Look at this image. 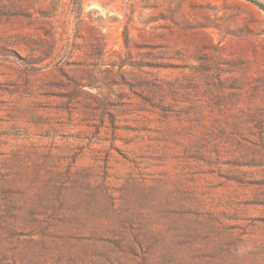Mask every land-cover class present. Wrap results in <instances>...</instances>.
<instances>
[{
    "label": "rangeland",
    "instance_id": "obj_1",
    "mask_svg": "<svg viewBox=\"0 0 264 264\" xmlns=\"http://www.w3.org/2000/svg\"><path fill=\"white\" fill-rule=\"evenodd\" d=\"M0 264H264V10L0 0Z\"/></svg>",
    "mask_w": 264,
    "mask_h": 264
},
{
    "label": "trees",
    "instance_id": "obj_2",
    "mask_svg": "<svg viewBox=\"0 0 264 264\" xmlns=\"http://www.w3.org/2000/svg\"><path fill=\"white\" fill-rule=\"evenodd\" d=\"M248 1H250V2H252V3H254V4H256V5L259 6L262 10H264V7H261V5H259L256 1H254V0H248Z\"/></svg>",
    "mask_w": 264,
    "mask_h": 264
},
{
    "label": "water",
    "instance_id": "obj_3",
    "mask_svg": "<svg viewBox=\"0 0 264 264\" xmlns=\"http://www.w3.org/2000/svg\"><path fill=\"white\" fill-rule=\"evenodd\" d=\"M255 1V0H254Z\"/></svg>",
    "mask_w": 264,
    "mask_h": 264
}]
</instances>
